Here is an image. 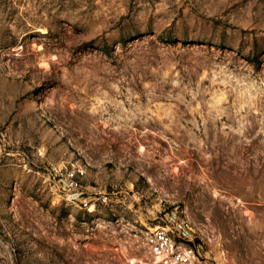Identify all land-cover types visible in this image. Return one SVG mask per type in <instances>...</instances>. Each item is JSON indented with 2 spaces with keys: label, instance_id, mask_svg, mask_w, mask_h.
<instances>
[{
  "label": "rangeland",
  "instance_id": "374dc122",
  "mask_svg": "<svg viewBox=\"0 0 264 264\" xmlns=\"http://www.w3.org/2000/svg\"><path fill=\"white\" fill-rule=\"evenodd\" d=\"M175 207L264 264V0H0V264H142Z\"/></svg>",
  "mask_w": 264,
  "mask_h": 264
},
{
  "label": "built area",
  "instance_id": "2783aa9c",
  "mask_svg": "<svg viewBox=\"0 0 264 264\" xmlns=\"http://www.w3.org/2000/svg\"><path fill=\"white\" fill-rule=\"evenodd\" d=\"M84 169L80 166L65 169L56 174L58 181L54 186L62 189L65 201L80 199L81 178ZM54 179V176H53ZM84 208L90 210L85 200H81ZM198 234L192 221L184 210L175 207L165 212L156 224H153L145 234L147 260L142 264H213L206 255L201 253V244L196 242Z\"/></svg>",
  "mask_w": 264,
  "mask_h": 264
}]
</instances>
